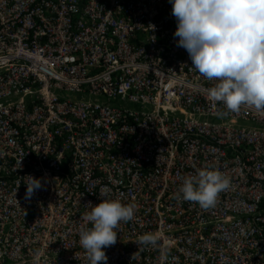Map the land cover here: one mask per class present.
<instances>
[{
  "label": "built area",
  "instance_id": "1",
  "mask_svg": "<svg viewBox=\"0 0 264 264\" xmlns=\"http://www.w3.org/2000/svg\"><path fill=\"white\" fill-rule=\"evenodd\" d=\"M176 27L169 0H0V264H89L105 187L136 205L107 264H264V111L225 115ZM206 165L231 179L207 210L176 198Z\"/></svg>",
  "mask_w": 264,
  "mask_h": 264
},
{
  "label": "clouds",
  "instance_id": "2",
  "mask_svg": "<svg viewBox=\"0 0 264 264\" xmlns=\"http://www.w3.org/2000/svg\"><path fill=\"white\" fill-rule=\"evenodd\" d=\"M176 20L174 36L184 48L192 67L208 81L209 99L222 103L225 115L238 113L243 106L264 111V0H169ZM25 199L41 189L40 179L28 175ZM231 179L219 169L206 165L183 177L176 198L198 204L202 209L215 207L221 192L230 188ZM100 190L98 204L88 203L79 230V243L89 264H107L105 249L117 243L121 222L133 220L136 205L118 198H107ZM90 224L91 226H87ZM159 236L144 233L140 246L157 247ZM37 259L39 253L36 254Z\"/></svg>",
  "mask_w": 264,
  "mask_h": 264
}]
</instances>
